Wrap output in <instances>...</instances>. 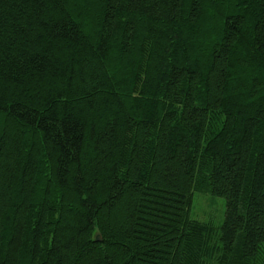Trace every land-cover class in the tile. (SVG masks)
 Returning <instances> with one entry per match:
<instances>
[{"label":"trees","instance_id":"1","mask_svg":"<svg viewBox=\"0 0 264 264\" xmlns=\"http://www.w3.org/2000/svg\"><path fill=\"white\" fill-rule=\"evenodd\" d=\"M0 264H264V0H0Z\"/></svg>","mask_w":264,"mask_h":264},{"label":"rangeland","instance_id":"2","mask_svg":"<svg viewBox=\"0 0 264 264\" xmlns=\"http://www.w3.org/2000/svg\"><path fill=\"white\" fill-rule=\"evenodd\" d=\"M225 203L221 197L209 193L196 192L189 208V217L202 222H208L218 227L224 218Z\"/></svg>","mask_w":264,"mask_h":264},{"label":"water","instance_id":"3","mask_svg":"<svg viewBox=\"0 0 264 264\" xmlns=\"http://www.w3.org/2000/svg\"><path fill=\"white\" fill-rule=\"evenodd\" d=\"M96 240H100V236L99 235L96 236Z\"/></svg>","mask_w":264,"mask_h":264}]
</instances>
